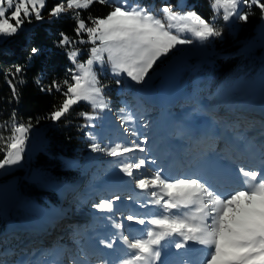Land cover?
Masks as SVG:
<instances>
[{
  "label": "snow or ice",
  "instance_id": "1",
  "mask_svg": "<svg viewBox=\"0 0 264 264\" xmlns=\"http://www.w3.org/2000/svg\"><path fill=\"white\" fill-rule=\"evenodd\" d=\"M96 3L107 5L111 10L102 17L93 16L89 9ZM178 7L168 0L160 4L158 11L154 5L141 0H54L50 8L48 0H0V40L19 34L24 25L33 20L43 21L45 11L53 20L64 17L73 20L74 37L59 33L57 46L65 49L74 67L67 70L64 80L54 79L40 90L63 97L47 119L60 121L74 106L86 102L91 112L79 113L86 121L82 127H94L97 110L111 111V101L104 94L107 86L99 79L100 71L107 68L114 76H126L142 84L153 66L178 46L220 37L221 30L215 23L218 18L225 22L247 23L256 8L264 19L262 0H210L213 15L209 19L194 11L181 12ZM78 45H90L86 59H78L85 51ZM38 52V48H31L29 60ZM22 72L23 68L16 66L5 74L13 98L17 100L20 97L18 84L8 77ZM121 82L116 81L117 84ZM41 83L37 81L38 85ZM118 112L122 114L119 119L124 133L137 139L127 144H104L97 142L96 135L88 133L92 141L89 147L93 152L115 158L120 172L132 178L135 187L148 197L143 206L155 205L161 213L151 218L124 217L128 222L145 226L143 236L130 238L122 231L124 223H116L113 219L115 202L121 200V196L100 199L92 207L111 214L106 218L113 222L117 233L116 239H102L98 243L111 249L119 239L128 250L119 264H168L162 260V249L168 246L162 243L164 241L174 242L178 250L185 249L190 242L200 245L202 255L198 264H264V140L260 144L259 167L242 166L236 160L225 166L232 178L230 188L218 187L198 173L169 177L162 169H157L144 175L142 170L149 162L155 164L156 161L136 158L132 154L147 152L148 138L140 139L136 130L124 127L135 120L126 107H120ZM32 127L30 121L19 122L15 112L9 120L0 122V153L3 155L0 170L18 165L24 158ZM129 159L131 162H125ZM138 173L142 178H137ZM12 254L13 250H0V264H91L87 253L83 257L66 253L63 260L36 261L27 256L11 260ZM101 264L107 262L101 261Z\"/></svg>",
  "mask_w": 264,
  "mask_h": 264
},
{
  "label": "rangeland",
  "instance_id": "2",
  "mask_svg": "<svg viewBox=\"0 0 264 264\" xmlns=\"http://www.w3.org/2000/svg\"><path fill=\"white\" fill-rule=\"evenodd\" d=\"M152 5H153V2H152ZM174 5H178L179 7L177 8V10L181 12H186L189 10L196 12V10L193 9L190 4H188L187 0H178L177 3ZM159 7L160 6L155 7V9L158 11ZM44 17L50 18V16L46 14H44ZM219 19L220 18H218L216 21H218ZM36 22L37 21L33 20L31 24H25L24 27L32 26ZM227 23L230 25V27L233 30H236L240 24V21L230 20ZM255 31L256 33L254 34V36L247 40L243 49L244 51L250 54L256 55L260 59H262L263 60L262 70H264V19H262L256 25ZM3 40H0V41H3ZM258 48H260V50H258ZM214 53H215V50H214V46L211 41V38L204 43L194 40V42L191 45L178 46L176 49L173 50L172 53H170L167 57L162 58V60L159 61L157 65L153 66V69L150 70V76L145 78L144 83L136 84L135 82H132L130 78H127L126 76L118 77L119 79L123 80V85L121 87V90L122 92H127V93L133 90H142L143 92L148 93V91L151 90V92L154 94V98L156 99L157 104L158 103L163 104V105L161 104L160 106H157V109L158 108L164 109L166 102H168V98L172 94L175 95L174 93L180 92V91H182V94H183L184 92V90L182 89L183 82L179 78L182 71H187L188 68H190V66L192 65L193 61H195L196 59L205 60V61L210 60V57ZM197 60L195 61L196 63L199 62ZM194 66H197V65L195 64ZM107 71H108L107 68H105L103 71H100V72L104 76L107 73ZM100 72H99V79L101 80ZM108 72L111 75H113L110 71ZM238 80H239V77L227 76L225 77L224 80L220 82V85L216 89V91L207 93L206 96L204 95L201 98H196L194 102L190 103L192 104L193 110L197 108L200 111L202 110V112L204 113V115L202 116H198V113L195 110L197 115L186 119L188 110L185 109L186 107L185 108L179 107L178 111L180 112V115L178 116V119L180 120V123H181L180 125L183 128H185L186 124H192L194 121H200L199 122L200 125L198 126L200 128H204L208 125V123L211 124V126H213L215 123V120H218V122H220L222 126H220L218 123V126L215 125L216 129L219 132H228L229 127H228L227 121L219 117L218 113H216L215 115H211L207 112H204L205 109L203 107V104L207 103L208 105L209 104L211 105L210 106L211 109H209L208 111H211V110L216 111V107L221 104V101L231 102L233 104L238 103L239 100H242V101L244 100L245 102L246 97L248 96L249 93H247V91L239 90L241 88L240 87L241 84L236 83V81ZM258 81L259 83L257 82L258 85L256 89L264 90V73L261 74ZM222 92L224 93L220 98H216L215 96L213 97V95H217ZM125 96H127L125 93H123L120 96V98L123 99L122 103H120V101H115L114 103L115 105L112 104L111 106L117 107L116 109H119L120 107H126L127 111H130L132 115L135 117L134 122L128 124L130 128H133L134 130L137 131L140 139H143V137L145 136L148 138V143L145 145L148 151L145 153L135 152L132 155L136 158L147 157L149 161L153 159L156 161L155 164H152L149 162L147 168L142 170V174L144 175L150 174L152 171H155L157 169L163 170L164 169L163 163L165 160L162 158L161 155L158 154L156 156L154 154L156 151V147H157V137L161 135L163 131H165V130H160V127L155 129L157 123L159 122L162 116V113H160L159 110L154 109L150 105H146L145 107H143L145 104H141V106H139V104L135 103V101L131 102L130 99L128 97L126 98ZM255 102H257L258 105H264V103L262 104L263 101L261 100L258 101L257 99ZM254 103H251L250 105H255ZM245 110L251 111L255 109L248 108V109H244V111ZM107 111L108 110L101 112L97 110L95 115L98 116V119H96L93 122L94 127H90L89 133H93L94 135H96L97 142L103 141L104 144H108L110 142L127 144L129 141L137 139V137H133L127 134V137L124 140V138L121 135L119 136L115 134V132H118V130L111 129L112 125H110L108 122L109 113H107ZM149 111H155L152 114L153 116H148L147 112ZM145 114H147V116L150 117L149 119H146L147 121L144 120ZM254 114H257V112H254L252 114H246L247 117H245L242 123V126L237 129H234L233 132H235V136H238L240 138L239 140L240 142H244V140L246 139L247 145L251 146L254 143L256 148L258 149L260 147L258 142H260L262 139L264 140V121H262L260 126H257L259 124L253 117ZM152 117H156L154 121L151 120ZM136 119L139 121L140 126H138L139 124L137 123ZM254 121H256L257 124L251 127V125H253V123L251 122H254ZM165 125L166 127H168L166 122H165ZM137 126L141 129L142 132H140L137 129ZM161 129H163V125H161ZM214 129L215 128L213 126V130ZM45 130H46V126L44 124H41L38 127H32L29 132V139L25 146L24 158L21 160V162L18 165H14L11 167H7L3 170H0V218L3 219L4 221L6 220L7 224L13 223L14 220L21 221L24 218H29L30 220H27L28 223L25 224L23 227L25 228L32 227L34 230L39 231L36 234L38 238H40L42 235H45L46 232H49V236L47 238L49 239L48 243H44L43 241L42 242L45 244L46 248L52 247L53 245L54 246L56 245L58 248H60L59 250L60 254H59L58 259L63 260L65 258L66 253L73 254V252L70 249L68 250L65 247V245L68 246V244L71 241H73V237H74L73 234H75L74 231L77 230L76 225H78L79 220H84L83 224L88 227V230H90L91 233H93V235L97 234L98 239L95 240V243L97 244L102 239L111 240L113 236L116 235L117 229L113 227V222L106 218L107 216H109V213L101 212L103 214H100L99 218H97L93 224H90L89 221L91 219V214H90L91 212L85 213V211L84 212L79 211V213L75 212L79 216H71L70 213H68L67 211L70 208L67 209L66 207L65 209L63 208L61 209V205L60 206L58 205L54 209H51L50 206L41 205L37 201L33 199H29L24 194H21L20 182L26 176H27L28 181L35 182L39 185L41 184L42 186L47 187L49 189L59 188V184L52 178L48 170L44 169L41 166L31 164V159L34 160L38 152L44 151L45 148L47 147V136H46ZM168 132L169 134L165 132L164 134H162V136L165 137L166 142L169 140L167 136L169 135L172 137L177 136L176 130L174 128L173 129L169 128ZM115 136L117 137L115 138ZM91 142L92 141L88 135L89 145ZM164 144L165 142L162 145L160 143L161 145L160 148L163 147ZM205 153L207 152L205 151ZM203 154H198L197 157L205 156L206 161L209 163L211 162V160L215 159V154H209V155L207 154L203 155ZM176 158H177L176 154H173V159H176ZM216 161L217 160L215 159L214 162ZM125 162H131V160L129 159V160H126ZM78 163L87 165V168L84 170V173H83L84 175L81 176L80 178H77V177L71 178L69 188H66V191H67L66 193L68 194L67 196L69 197L72 196V193H74L73 191H77L78 193H80L79 190L83 186L82 183H84L86 179L88 180L92 179L93 176L90 175V173H92L93 168L96 169L97 172H99L100 177L104 173V171L107 172V176H109L110 174V177H113V178H110V177L100 178L99 177L97 180H100L101 182L99 183V187L97 189H99L103 195L99 197L95 193L92 198H87V200H85L86 202L84 201L83 203H81L82 206H84L85 204L86 207L89 206L90 208H92V205L94 203L99 202V200L102 199L103 197L112 195L114 187L117 186L116 183L121 180L129 179L134 183L132 178L127 177L122 172H120L119 165L116 163L115 158L108 157L101 153L93 152L90 147H89L88 153L85 154V157L80 158L78 160ZM176 166L178 167L179 165H177L176 163H174V166H168L165 164V168L167 169V170L164 169L167 172L166 176L181 177L189 173V171L192 169V168L181 167L182 170L179 172V170H176ZM219 167L221 168L220 165ZM19 170H24V174L22 175L16 174V172ZM88 171L90 172L89 174H88ZM197 171L199 170H194V172H197ZM141 176H142L141 173L137 174V178H141ZM84 177H85V180H83ZM106 191H108L109 194H107ZM136 195L138 197L135 199L134 196ZM130 196L133 197V199L131 200L133 205H130L129 200L127 199L128 196H122L121 200L115 202V214L113 216V219L116 223H120L119 220L122 219L124 225L128 227L130 226L136 227L138 224L128 222L126 219H124V217L127 216L128 208H130L132 211H135V214H137L138 212L139 214H137V216H140L141 218H151L150 213L146 211L145 208H142V206L147 203L148 197L144 193H141L140 190L139 192L133 193ZM68 204H69V201H65L64 205L66 206ZM152 210L153 209H151V211ZM48 211H51L52 215H54V220H53L54 223L55 222L57 223L58 221V222H61V225H57L55 227L53 222H50L46 220V218H43L44 215ZM129 215H133V214H129ZM101 216H104V218H101ZM37 219H43V220L39 222ZM48 223H53L49 231L47 230L46 227L43 228L44 224H48ZM102 224L105 225V228L99 231V229H101L100 225ZM70 236H73V237L70 238ZM76 236L77 235H75V237ZM89 239L90 240L92 239V234L89 235ZM34 240L35 239L33 240L28 239V241L25 242V245L28 246L26 248L27 250H31L32 247H38V246H34L31 243V241H34ZM38 240L39 239H37V241ZM4 246L5 245L0 244V249L4 248ZM74 248H75V245H74ZM198 256H201V254H199ZM11 260H14V259H11Z\"/></svg>",
  "mask_w": 264,
  "mask_h": 264
},
{
  "label": "trees",
  "instance_id": "3",
  "mask_svg": "<svg viewBox=\"0 0 264 264\" xmlns=\"http://www.w3.org/2000/svg\"><path fill=\"white\" fill-rule=\"evenodd\" d=\"M177 1L168 0L173 4ZM53 2L54 0H48L49 8ZM141 2L147 4L153 2V5L158 7L164 0H141ZM187 2L203 18L211 17L210 0H187ZM110 10L109 6L99 3L89 9L93 16L99 17L106 15ZM252 11L253 14L248 22H240L236 30H233L222 18L215 22L221 30L220 37L211 38L215 53L208 61L196 59L199 62L193 61L187 71H182L179 78L183 82L184 90L211 91L227 76L239 77L240 91L251 92L258 85L257 82L259 83L258 80L264 73L263 60L243 49L247 40L256 33V25L262 20L258 9L253 8ZM44 14L48 15L47 11ZM84 15L87 16V13ZM73 28L74 21L68 17L55 20L50 17L32 26H25L19 34L0 41V122L9 120L15 112L19 122L30 121L33 127L41 124L46 126L47 147L44 151L38 152L34 160L31 159V164L48 170L59 184V188L49 189L41 184L28 181L26 176L20 182V192L41 205L50 206L51 209L63 202L71 178H80L87 168V165L78 163V160L85 157L89 151L90 127H82L86 121L79 113L91 112L90 105L81 102L60 121H52L47 117L63 97L55 92L48 93L40 90L41 87H47L54 79L64 80L68 75L67 70L74 67L67 58L65 49L57 46L59 33L64 32L69 37H74ZM33 47L38 48L39 52L29 60L30 50ZM78 47L85 50L84 55L78 59H86V50L90 45H78ZM195 64L197 66H194ZM16 66L22 67L23 72L15 77L9 76L8 79H13L18 84L20 92L18 100L13 98L11 88L5 79L6 72L9 69L14 70ZM100 78L101 82L107 86L104 94L111 101V105L115 101H120L123 93L126 94L121 90L123 80L111 75L108 71L104 76L100 72ZM118 79L122 81L120 84L116 83ZM20 80L24 82L19 83ZM38 80L42 82L40 85L37 84ZM2 158L3 155L0 153V159ZM16 174L22 175L24 170H19ZM102 176L109 178L110 174L107 176V173H103ZM96 177L93 183L85 184L83 189L81 188L74 203L69 202V208H72L73 212H86L87 207H80V204L92 193H100L97 189L101 182L97 180L100 177L98 172H96ZM6 223V220L0 218V234L4 231ZM2 242L0 239V243ZM13 246L16 248L15 244ZM41 257V255L38 256L39 259Z\"/></svg>",
  "mask_w": 264,
  "mask_h": 264
},
{
  "label": "bare ground",
  "instance_id": "4",
  "mask_svg": "<svg viewBox=\"0 0 264 264\" xmlns=\"http://www.w3.org/2000/svg\"><path fill=\"white\" fill-rule=\"evenodd\" d=\"M204 153H205V150H204ZM191 157H194V156H191ZM205 158H206L205 156H202V157H194V159H193V163L194 164H191L190 165V168H192L193 170L191 169L189 171V173H187L184 176H189V175H192L193 173H198L199 176L202 179H204V177H206V179H204V180L210 181V182L216 184L217 186H219L218 182H221L220 181L221 179L220 178H217L214 175L220 174L222 172V169L219 167V164L217 162H214L213 164H211V163L207 162ZM176 170H179V172H180L182 169H181L180 166H178V167L176 166ZM194 170H199V171L194 172ZM215 179H217V182H214ZM222 181L225 182V181H228V180L224 178ZM37 220L40 222L43 219H37ZM63 241H65V240H63ZM200 254L202 255V252ZM194 258L197 260V259L200 258V256L196 255Z\"/></svg>",
  "mask_w": 264,
  "mask_h": 264
}]
</instances>
